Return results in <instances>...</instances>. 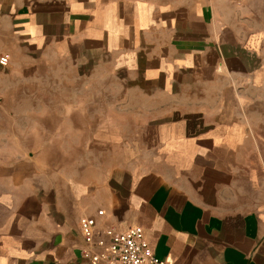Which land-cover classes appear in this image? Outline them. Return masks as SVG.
<instances>
[{"label": "crops", "instance_id": "1", "mask_svg": "<svg viewBox=\"0 0 264 264\" xmlns=\"http://www.w3.org/2000/svg\"><path fill=\"white\" fill-rule=\"evenodd\" d=\"M2 55L42 103L113 88L96 100L131 155L113 190L82 198L0 162V264H87L86 217L141 226L172 264H264V0H0Z\"/></svg>", "mask_w": 264, "mask_h": 264}, {"label": "rangeland", "instance_id": "2", "mask_svg": "<svg viewBox=\"0 0 264 264\" xmlns=\"http://www.w3.org/2000/svg\"><path fill=\"white\" fill-rule=\"evenodd\" d=\"M8 75L11 90L4 93L3 80ZM24 77V73L13 72L10 60L0 70V162L9 157L11 163L38 164V179L33 186L32 181L26 186L44 196L58 187L81 198L86 193L97 194L102 184L113 190L124 169L129 168L131 155L121 144L114 104L96 100L113 96V88L108 85L102 89L96 81L89 88L79 84L69 98L67 90L60 89L63 96L56 97L60 104L51 105L42 103V90ZM88 97L91 104L82 103ZM88 107L90 113L86 112ZM53 176H58L57 183Z\"/></svg>", "mask_w": 264, "mask_h": 264}, {"label": "built area", "instance_id": "3", "mask_svg": "<svg viewBox=\"0 0 264 264\" xmlns=\"http://www.w3.org/2000/svg\"><path fill=\"white\" fill-rule=\"evenodd\" d=\"M8 63V56H0V65ZM80 229L85 240L81 254L87 264H172L155 254L141 226L101 230L95 217H86L80 221Z\"/></svg>", "mask_w": 264, "mask_h": 264}]
</instances>
